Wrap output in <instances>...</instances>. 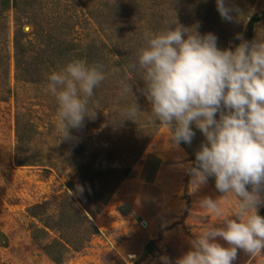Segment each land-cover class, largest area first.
<instances>
[{
  "label": "rangeland",
  "instance_id": "obj_1",
  "mask_svg": "<svg viewBox=\"0 0 264 264\" xmlns=\"http://www.w3.org/2000/svg\"><path fill=\"white\" fill-rule=\"evenodd\" d=\"M226 2L233 8L231 21L221 17L216 0H160L159 10L166 15L159 22L150 18L148 29L163 31L177 21L185 27H197L201 34H215L221 49H234L241 42L237 36L241 35L246 40L252 18L258 17L261 19L253 26L252 40L264 38V0ZM142 3L144 1L139 2ZM85 4L63 2L62 10H86L90 4ZM148 4L145 2L144 8L149 6L154 12V4ZM114 7L130 10L123 4ZM130 7L135 9L137 6ZM138 10L139 18H136L140 19L143 12ZM97 17L106 30L104 15ZM93 30L97 27L91 24L88 31ZM102 34L104 41L110 39L115 47L120 48L119 27L113 26L112 31H102ZM132 45L124 46L128 50ZM46 86L47 83L33 85L18 82L12 69V95L8 100L0 101V232L7 241L5 247L0 246V264H54L32 239L31 227L39 223L29 216L28 210L46 202L51 203L49 210H55L56 203L64 194L68 193L78 200L83 191L72 156V141H59L57 104L46 91ZM19 114L38 126L42 133L33 142L22 146L17 143L15 133L16 115ZM151 117V110L147 108L140 113L138 123H152ZM192 128L195 136L191 144L184 143L174 148L170 146L171 133L159 126L141 159L132 167L131 177L122 182L100 214L92 218L100 231L99 236L94 237L81 254L69 258L64 264H162L160 257L163 255L170 257L175 264V259L189 249L193 233L207 224L220 223L213 216L205 220L204 210L197 205L203 196L215 199L221 195L215 188L214 177H209L206 185L195 190L190 185V176L178 166L194 163L195 153L204 141L200 130L194 124ZM126 138L125 133L114 127L101 139L117 143ZM19 150L22 154L34 151L40 156L37 158L39 164L19 166ZM235 199L232 196L222 199L225 212L233 210ZM258 212L264 216V206H260ZM233 264H264V254L250 259L239 251Z\"/></svg>",
  "mask_w": 264,
  "mask_h": 264
},
{
  "label": "clouds",
  "instance_id": "obj_2",
  "mask_svg": "<svg viewBox=\"0 0 264 264\" xmlns=\"http://www.w3.org/2000/svg\"><path fill=\"white\" fill-rule=\"evenodd\" d=\"M216 7L223 19L233 20L226 0H216ZM142 38L125 72L140 74L144 88L139 91L150 104L151 122L159 121L171 133V147L191 144L193 124L200 130L204 141L195 162L178 166L195 190L214 177L221 194L197 201L205 220L213 216L220 223L193 233L189 249L175 264H233L239 251L250 259L264 254V216L258 212L264 206V38L248 41L238 35L241 42L234 49H221L215 34H201L177 21L163 31H145ZM119 73L112 69L114 76ZM105 79L103 64L75 58L46 75V91L57 104L59 141L70 140L69 129L82 128L86 116L95 118L99 106L90 101ZM128 79H118L119 96L131 95L133 103L116 121L137 122L141 109ZM230 196L236 198L234 207L225 212L222 199ZM160 260L172 264L167 255Z\"/></svg>",
  "mask_w": 264,
  "mask_h": 264
},
{
  "label": "trees",
  "instance_id": "obj_3",
  "mask_svg": "<svg viewBox=\"0 0 264 264\" xmlns=\"http://www.w3.org/2000/svg\"><path fill=\"white\" fill-rule=\"evenodd\" d=\"M68 1L90 6H86V10L69 8V11H63V2ZM142 1L153 3L154 12L149 6L144 8V3L139 4ZM159 3L160 0H0V101L8 100L12 95V69L18 82L33 85L47 83V74L59 70L74 58L89 64H103L106 71V79L94 90L90 101V105L99 106L95 118L86 116L82 128L69 129L74 165L83 185L79 199L66 193L56 203L55 210H49L51 203L48 202L28 210L29 216L39 223L31 227L32 239L54 264H64L81 254L91 240L99 236L100 231L92 218L100 214L122 182L131 177L132 167L139 162L158 131L159 122L139 124V117L137 122L116 120L122 119L123 110L133 103L131 95L127 98L119 96L118 79L126 75L141 112L150 109L148 100L139 91L144 88L140 74H129L125 69L135 61L136 51L144 43L142 37L149 31V19L159 22L166 15L159 10ZM121 4L130 10L114 7ZM138 8L143 12L140 19H137ZM74 13L76 15L71 16ZM100 14L106 19V30L98 20ZM260 19L252 18L246 40H252L253 26ZM91 24L96 25L97 30L88 31ZM113 26L121 31L120 48L110 39L104 41L101 38L102 31H112ZM131 44L132 47L126 50L124 45ZM113 68L120 69L117 76L112 74ZM16 116L15 133L20 146L33 142L42 134L38 126L25 120L24 115ZM114 127L126 134V140L103 142L102 136ZM39 157L34 151L22 154L19 150L17 164L35 166L39 164ZM6 242L0 232V246L5 247Z\"/></svg>",
  "mask_w": 264,
  "mask_h": 264
}]
</instances>
